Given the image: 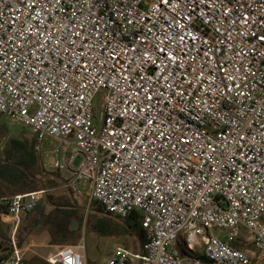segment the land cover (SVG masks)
Masks as SVG:
<instances>
[{"label":"built area","instance_id":"obj_1","mask_svg":"<svg viewBox=\"0 0 264 264\" xmlns=\"http://www.w3.org/2000/svg\"><path fill=\"white\" fill-rule=\"evenodd\" d=\"M2 116L73 196L86 180L106 211L140 212L142 248L104 264L264 261V0H0ZM43 192L0 196V264L23 263ZM45 260L85 264L83 246Z\"/></svg>","mask_w":264,"mask_h":264},{"label":"rangeland","instance_id":"obj_2","mask_svg":"<svg viewBox=\"0 0 264 264\" xmlns=\"http://www.w3.org/2000/svg\"><path fill=\"white\" fill-rule=\"evenodd\" d=\"M94 103L96 104V100H94ZM33 137L34 133L28 126L12 123L8 118L0 117V151L5 148L4 146H30ZM11 139H15L17 142L14 144L9 143ZM37 155L43 163L42 176L39 174L38 176L40 180H44V185L37 190H44L40 200L46 206L45 212L48 216L44 222L42 221L43 223L40 222L36 227L30 228L35 217L34 211L28 217L26 214L22 215L18 228V234L19 229L23 228L21 247L24 250V260L22 264H48L45 256L55 245L80 244L83 246L85 264H104L112 249L117 245L131 251L138 250L137 238L127 232L120 223H115L109 227L100 224V214L89 205L90 199L87 196L89 190L86 180L80 185L83 195L73 196L72 191L65 187L59 178L54 176L58 173L53 168V154L46 150V155H43V157L40 154ZM80 160L81 157L77 156L74 164L78 165ZM49 199L50 201L47 202ZM60 205H70L74 208L75 213L70 226L75 224L74 221L77 223L73 229H70L73 231L72 235L69 234L65 239L58 236L57 242H51V229L56 228L53 224L57 220L56 217L60 216L56 206ZM2 228L6 236L3 237L0 234V254L8 246L9 236V230L5 223H2ZM27 228H29V232L26 233ZM261 264H264V261Z\"/></svg>","mask_w":264,"mask_h":264},{"label":"trees","instance_id":"obj_3","mask_svg":"<svg viewBox=\"0 0 264 264\" xmlns=\"http://www.w3.org/2000/svg\"><path fill=\"white\" fill-rule=\"evenodd\" d=\"M17 140L11 139L9 143H16ZM36 138L35 135L32 138L30 146H4L0 151V196L13 197L20 193L29 191H35L44 185V180H40L39 176H42L43 167L40 157L37 155L35 149ZM59 178V174H54ZM50 201L47 200V202ZM51 203V202H50ZM53 205V204H52ZM92 209L96 210L100 214L99 222L102 226H113L115 223H120L124 226L125 230L133 234L138 240V249L142 248L145 242V236L141 225V214L139 211L134 210L128 216L121 218L112 212L106 211L103 206L96 200H90L89 203ZM46 206L39 200L36 206L30 212L26 213L31 215L34 211L35 217L33 224L30 228L36 227L40 222H44L48 214L45 212ZM56 209L60 212V216L56 217L53 226L55 229H51V242H57L58 236H62L64 239L73 234L70 230V223L75 213L74 208L70 205L56 206ZM42 222V223H43ZM29 232V228L26 229V233ZM0 234L5 237V231L2 228V222L0 221ZM23 228L19 229L18 245L22 246ZM25 236V233H24ZM20 237V238H19ZM22 237V238H21ZM9 244L4 248V252L0 254V260L4 258L9 252Z\"/></svg>","mask_w":264,"mask_h":264},{"label":"water","instance_id":"obj_4","mask_svg":"<svg viewBox=\"0 0 264 264\" xmlns=\"http://www.w3.org/2000/svg\"><path fill=\"white\" fill-rule=\"evenodd\" d=\"M74 223L76 224L77 222L74 221ZM75 224H74V225H75ZM74 225L72 224V225L70 226V229H73Z\"/></svg>","mask_w":264,"mask_h":264},{"label":"crops","instance_id":"obj_5","mask_svg":"<svg viewBox=\"0 0 264 264\" xmlns=\"http://www.w3.org/2000/svg\"><path fill=\"white\" fill-rule=\"evenodd\" d=\"M37 152V151H36ZM38 153V152H37ZM59 179H60V177H59Z\"/></svg>","mask_w":264,"mask_h":264}]
</instances>
